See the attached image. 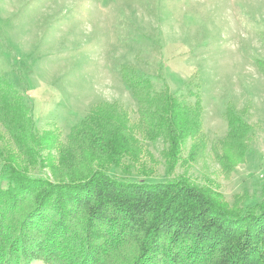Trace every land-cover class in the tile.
Returning <instances> with one entry per match:
<instances>
[{
    "label": "trees",
    "instance_id": "trees-1",
    "mask_svg": "<svg viewBox=\"0 0 264 264\" xmlns=\"http://www.w3.org/2000/svg\"><path fill=\"white\" fill-rule=\"evenodd\" d=\"M256 65L264 75V60ZM121 72L137 121L99 106L66 142L39 131L26 99L0 77V264H264V200L243 210L187 175L147 179L158 161L146 143L165 141L167 178L205 152L200 98L189 104L129 67ZM228 113L245 152L248 126ZM49 147L57 156H44ZM36 169L50 177H33Z\"/></svg>",
    "mask_w": 264,
    "mask_h": 264
},
{
    "label": "rangeland",
    "instance_id": "rangeland-1",
    "mask_svg": "<svg viewBox=\"0 0 264 264\" xmlns=\"http://www.w3.org/2000/svg\"><path fill=\"white\" fill-rule=\"evenodd\" d=\"M258 60H264V0H0V77L26 99L39 131L66 142L74 126L111 104L136 122L137 100L121 72L129 67L155 92L168 88L189 104L197 97L202 102L201 158L167 178L165 141L146 143L158 161L148 164L153 175L147 179L187 175L243 210L264 200V75ZM230 110L248 126L245 152L228 124ZM32 176L50 172L36 169Z\"/></svg>",
    "mask_w": 264,
    "mask_h": 264
}]
</instances>
